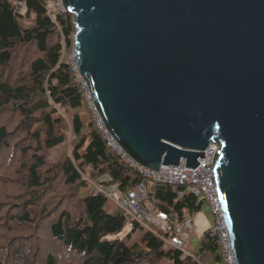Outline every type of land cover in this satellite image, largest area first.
Listing matches in <instances>:
<instances>
[{
    "label": "water",
    "instance_id": "water-1",
    "mask_svg": "<svg viewBox=\"0 0 264 264\" xmlns=\"http://www.w3.org/2000/svg\"><path fill=\"white\" fill-rule=\"evenodd\" d=\"M74 62L109 132L141 166L212 181L236 264H264V0H61Z\"/></svg>",
    "mask_w": 264,
    "mask_h": 264
},
{
    "label": "trees",
    "instance_id": "trees-1",
    "mask_svg": "<svg viewBox=\"0 0 264 264\" xmlns=\"http://www.w3.org/2000/svg\"><path fill=\"white\" fill-rule=\"evenodd\" d=\"M18 4L25 7L27 15L20 14L12 1L0 0V108L10 106L21 113L18 116L23 119L22 128L29 131L31 143L35 142L19 153L25 161L20 158L18 178L23 190L33 194V204L22 209L20 220L31 223L48 213L56 199L60 201L80 190L79 211L62 212L52 224L51 232L69 252L81 255L83 264H139L146 259H150V264H159L164 259L172 260L173 264H225L218 238L212 232L213 225L204 231L199 251L191 254L183 248H169L163 237L145 231L139 223L122 237L128 229L127 217L104 190L109 191L117 184L118 190L125 192L141 182L148 183L147 179L109 147L93 120L74 66L65 56L74 46V17L58 6L53 11L49 0H18ZM26 19L30 20L29 25L25 24ZM30 44L38 56L30 58L26 74L16 79L22 82H13L12 77L7 80L3 71L11 68L15 51L20 45ZM61 109L74 112L68 122L62 118ZM83 110L89 114V124H85L80 114ZM37 123L41 126L31 133ZM7 130L0 127V142L9 145L12 139L7 140L11 138ZM70 132L76 139L71 151L52 165L48 154L66 147ZM47 185L55 186L51 198L42 206L43 213L42 209L31 211L30 207L34 210L40 207V193ZM151 199L157 210L167 214L173 223L182 224L204 208L212 214L205 199L187 187L156 183ZM137 233L139 238L127 244L126 239L137 237ZM204 253L209 256L207 261L203 259ZM46 264L59 263L50 255Z\"/></svg>",
    "mask_w": 264,
    "mask_h": 264
},
{
    "label": "rangeland",
    "instance_id": "rangeland-1",
    "mask_svg": "<svg viewBox=\"0 0 264 264\" xmlns=\"http://www.w3.org/2000/svg\"><path fill=\"white\" fill-rule=\"evenodd\" d=\"M10 1L18 6L17 10L20 14L23 16L27 15V10L25 7L19 6L18 0ZM60 1L49 0L50 8L54 11L58 8L57 5ZM29 21L26 19L24 22L26 25H29ZM73 51L67 50L65 53L66 59L71 63H73ZM37 56L38 53L34 49L33 44L20 45L14 53L11 68H6L3 71V76H7V80H9V77H12V81L14 82L17 78L26 74L31 61L30 58H37ZM18 82H22V79L16 80V83ZM28 107L29 105H27ZM20 114L10 106L0 108V127H6L11 135V138H7V140L10 141L12 139L9 145L0 142V264H46L47 257L50 255L55 256L59 264H83V257L75 252H69L51 232L52 224L57 221L62 212H69V210L72 212L79 211L78 196L81 193L80 190L75 191V195H68L60 201L59 198L56 199V204L52 203L48 213L41 217L38 216L33 222L24 223L20 220V216H23L22 209L33 204L31 201L33 194L23 190V185L20 178H18L22 166L21 159L25 161V158L21 157L19 153L21 149L27 147L29 144H35V142L31 143L33 139L29 138V131H26V128H22L23 119L18 116ZM61 114L64 121L68 122L74 112L61 109ZM80 114L83 116L85 124H89V114L86 110L81 111ZM39 126H41V123L34 125L31 133L37 131ZM75 141L76 139L74 136H71V132L68 133L66 147L56 148L48 154L49 162L53 165L66 157ZM59 179L60 177L57 180ZM54 186L47 185V188L41 191L40 207L36 210H34V207H30L31 211L35 213L41 211L42 206L46 205L51 198ZM92 186L91 184L90 189ZM61 194L63 193H59L58 195ZM34 205H37V203H34ZM43 210L41 211L42 213ZM193 220L194 229L192 236L189 238L183 237L185 239L181 247L189 251L190 254L199 251L200 240L203 237L204 231L213 225V215L209 213L208 208H204L201 213L193 217ZM175 224L180 223L175 222ZM129 229L131 228L126 229L121 234L122 237L127 236L130 231ZM138 238L139 234L137 233V237L132 235L131 239H126V242L131 245ZM68 253H71V255ZM208 257L206 253L203 254L204 260L207 261ZM149 260H143L139 264H150ZM159 264H173V261L164 259Z\"/></svg>",
    "mask_w": 264,
    "mask_h": 264
},
{
    "label": "built area",
    "instance_id": "built-area-1",
    "mask_svg": "<svg viewBox=\"0 0 264 264\" xmlns=\"http://www.w3.org/2000/svg\"><path fill=\"white\" fill-rule=\"evenodd\" d=\"M19 6L22 7V4H19ZM57 6L61 7L63 10L62 1H60ZM72 60L75 75L81 84L82 90L85 91V100L88 104L93 120L98 129L105 136L109 147H111L121 159L132 165L140 175L147 179L148 182H141L125 192H120L117 184L110 187L109 191L104 190L108 198L125 213L128 228H133L134 224L139 223L143 226L145 231H152L156 235L163 237L166 246L169 248H181L185 239L183 237L189 238L192 236L194 229L193 218L187 219L182 224L173 223L167 214L157 210L155 202L151 199V191L153 185L156 183L187 187L191 192L205 199L212 212L214 218L212 232L218 238L225 264H236L225 215L212 181V168H214V163L219 156L221 145L218 143L210 144L204 150V158L201 157L198 159L200 164L195 169L186 167L184 161L177 167L161 166L159 170L141 166L128 155L109 132L105 121L93 100L87 83L75 67L74 51ZM97 188L98 191H102L103 189L100 186H97Z\"/></svg>",
    "mask_w": 264,
    "mask_h": 264
}]
</instances>
